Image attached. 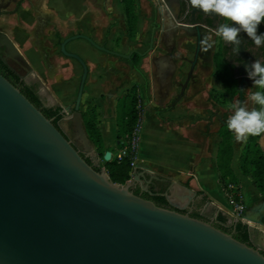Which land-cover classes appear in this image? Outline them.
<instances>
[{"label":"water","instance_id":"water-1","mask_svg":"<svg viewBox=\"0 0 264 264\" xmlns=\"http://www.w3.org/2000/svg\"><path fill=\"white\" fill-rule=\"evenodd\" d=\"M197 11L203 13L192 8L190 24L197 31L194 57L176 101L184 93L201 48L194 19ZM79 39L127 60L134 53L113 51L82 33L61 42L60 52L82 68L71 138L63 132L66 121L55 126L0 73V264H264L260 224H247L248 242H241L214 223L181 212L185 206L176 205L168 194L167 202L176 209L135 194L132 187L144 177L137 164L132 180L120 185L110 180L103 167L96 171L86 162L85 157L95 164L100 159L79 111L88 68L77 53L66 48ZM0 45L6 48L7 57L23 62L15 44L3 33ZM3 60L8 63L5 56ZM243 103L241 86L238 105ZM222 124L227 126L225 121ZM258 142L264 149V135ZM110 158L111 152L106 151L103 159ZM170 182L173 187H184L178 181ZM184 188L186 198L193 201L194 192ZM222 214L228 226L236 223L229 213Z\"/></svg>","mask_w":264,"mask_h":264},{"label":"rangeland","instance_id":"rangeland-1","mask_svg":"<svg viewBox=\"0 0 264 264\" xmlns=\"http://www.w3.org/2000/svg\"><path fill=\"white\" fill-rule=\"evenodd\" d=\"M135 2L138 10V32L134 40L128 39L125 35V16L120 0H43V10L45 9L51 15L45 17L46 23L41 31L38 32H36V28L38 24L37 18L40 16L38 10L39 0H20L15 5L12 3L8 7L0 8V29L15 44L23 58V62L20 59L7 57L5 47H3L2 51L4 54H2L11 65L14 66V62L19 64L28 80L34 82L40 93L47 96L50 102H60L63 105L70 103L72 105L77 95L82 68L76 60L66 57L60 52L61 42L67 37L82 33L91 37L99 45H105L108 49L116 52L127 54L134 47L139 50L146 49L154 25L159 26L153 15L154 10L157 8L159 14H161V6L153 4L152 0H135ZM163 13L166 19L168 14L167 20L172 23L169 12L165 10ZM175 27L179 30L176 38V48L169 50L157 47L154 49L157 55L161 53L173 55L176 69L173 79H175V84L179 86L185 82L190 67L188 59H192L194 53L195 38L182 28ZM211 39L210 35L209 40ZM66 48L70 52L77 53L87 65L88 78L85 83L80 107L82 110H86V118L89 116L90 109L96 107L99 124L107 117L113 116L117 95L121 89L131 85L134 81L141 82V80L135 75L132 68L133 65L128 60L113 57L99 51L83 39L68 43ZM116 71L117 73H115ZM208 72L210 71H202L201 64L198 62L193 75L197 77L198 82L201 81L203 83L202 85H206L205 80L210 84L212 83L211 91H217L216 88L217 86L220 88V84ZM220 91L221 93L216 92L214 97L219 98L216 102H219L220 113H225L224 117L229 118L233 114L232 106L238 104L237 90H234L231 95L230 93L226 95L223 90ZM254 91L256 89L245 90L243 107L249 111L259 107L250 99ZM217 93H219V96ZM108 98L111 99L108 101ZM96 102L100 106H96ZM142 107L143 104L140 105L141 112L140 120L138 121L140 125L143 114ZM204 112L206 115L210 113L207 109ZM115 113H118L117 106ZM216 128V122H214L212 127H210V132L208 129L205 130V133L216 141L215 146L217 147L218 141L220 143L219 135L226 129L222 128L218 134L215 131ZM138 134L140 136L141 132L139 131ZM210 134L214 137H211ZM109 139L107 136L106 141L108 142ZM246 143L247 141H237L234 135V152L231 162L233 171L239 169L242 163L241 154ZM139 148L138 144L136 158L139 154ZM120 150L116 149L115 146L110 147V150H108L112 154L110 160ZM104 162L105 160L102 158L101 163L103 164ZM173 175H178L179 179H187L186 184L188 186L193 178L180 172L173 173ZM185 176H188V178H185ZM171 178L174 177L172 176ZM130 180L132 178L127 181L129 182ZM238 180L239 183L227 181L218 186L215 195L216 199H214L217 202H214L215 204H211L209 207V216H213V212H215L218 205L222 208V211L229 213L236 222H242L246 225L258 223L264 228V198L260 195L258 196V192L255 194L254 190L256 189L250 184L252 182L251 177L241 175ZM242 184H244L243 187ZM238 204L242 208L235 211L234 206ZM258 206L260 207L258 208ZM250 207L256 208L255 211L257 213L256 218L252 222L245 218L247 212L251 210ZM209 221L215 224V222Z\"/></svg>","mask_w":264,"mask_h":264},{"label":"crops","instance_id":"crops-1","mask_svg":"<svg viewBox=\"0 0 264 264\" xmlns=\"http://www.w3.org/2000/svg\"><path fill=\"white\" fill-rule=\"evenodd\" d=\"M175 26L173 22L170 25L166 24L157 33L154 48L162 47L169 50L176 48V38L179 30ZM137 32L138 29L136 30V36ZM125 35L130 39L126 31ZM154 48L148 54L145 52L146 49L139 50L135 47L127 53L136 51L141 56L137 65L132 62L131 64L135 75L141 80L142 85L141 82L134 81L131 85L122 88L117 95L118 100L120 96L124 95L136 84L140 102L143 104V114L139 129L141 134L140 136L139 134L137 135L140 148L136 164L141 173L144 174V177L140 176L141 181L136 180V185L139 187L143 185L146 179V171H148V173L153 175H158L170 181H178L180 185L187 186L194 192L193 197H198V200L204 199L207 201L206 205L210 207L211 204L213 205L215 204L214 202H217L214 199H216V190L221 184L219 171L216 166L219 141L216 147V141L210 138L204 129V119L208 118V115L204 112L205 109L211 113L212 105L216 107L213 102V92L211 91L213 85L207 80L206 85H202L201 82L192 85L191 82H188L184 96L176 101L181 93V86L186 82L187 78L182 85L178 86V84H175L173 76L176 73V69L173 55L165 53L157 55ZM160 61L162 64H160ZM208 73L211 74V71ZM110 99L108 98V101ZM117 100L114 106V113H112L113 116L107 117L98 124L103 144L107 151L116 144L118 127L117 114L115 112ZM96 106H100V104L96 102ZM107 136L110 138L108 142L106 141ZM210 136L214 137L211 134ZM176 172L193 177L189 186L186 184L187 179H179L178 175H173ZM233 172L240 178L239 169ZM171 175L174 178H171ZM188 176H185V178H188ZM250 184L255 188L252 182ZM243 186L244 184H242ZM252 190L254 189L252 188ZM254 191L257 194V189ZM184 195L185 193L180 191L176 194L177 197L182 198H184ZM218 207L221 208L220 206Z\"/></svg>","mask_w":264,"mask_h":264},{"label":"flooded vegetation","instance_id":"flooded-vegetation-1","mask_svg":"<svg viewBox=\"0 0 264 264\" xmlns=\"http://www.w3.org/2000/svg\"><path fill=\"white\" fill-rule=\"evenodd\" d=\"M18 1L20 0H15L12 3L15 5L17 4ZM152 2L153 4L161 6L162 11L160 9V13L161 12L162 13L159 14V10L157 8L154 10L153 15L155 16L156 22L159 26L154 25V28L151 31V35L148 41V47L146 48L145 52L148 54L150 51H152V49L155 47V39H156L157 33H159V31L163 27H165L166 24L170 25V21L168 22L167 20L169 17L168 14L166 16L167 19L164 16L163 11L165 10L169 12V14L171 15V21L174 23V25L182 28L184 31H187L188 33L191 34V36L195 38V43H194V48H193L195 52V44H196L195 35L197 31L192 25H190L191 18H192V7L189 3V0H152ZM43 7H44V4H43ZM0 19H1V15H0ZM194 19L196 21V26L199 28V32L201 35V48L198 54L196 65L198 62H200L202 71H205V70L211 71L213 78L215 77L216 80L219 82L218 84H220V88H218L217 86L216 88L217 91H214L212 93L213 97L215 96L216 92L221 93L220 90H223V93H225L226 95L228 93H230L231 95V93L234 90H237V103L239 104V90H240V87L242 86L243 87V98L245 102V90L255 89L254 87H251L252 81L248 79L247 77V73L245 71V65L247 64L250 65L251 63L255 61V59H259L262 62H264V43H262L259 47H257L252 42L251 38L248 37L245 32H240L237 37V40L239 41L238 46H239L240 51L239 53H237L236 46L233 44V42H224L220 37L216 35V30L221 25L225 23H230L229 21H227L225 18L218 17V15H216L215 17H211L205 13H201L200 11L195 12ZM0 33H2L1 30H0ZM260 33H264V21H262L261 24L258 26L257 34H260ZM210 35L212 37L211 40H209ZM2 51H3V46L0 45V59L7 65V67L10 70H12L18 76L17 81L15 82L16 85L19 88H23L24 86L30 87L34 91V93L37 95V97L39 98L40 107L44 109L45 111L48 109H51V115H50L51 119L53 120L55 119L57 122V125L63 124L65 123L64 121H66L67 128L64 129L63 132L67 137L71 138V135L75 132L71 128V117L75 111L74 103L72 105L70 103L63 105L60 102H50L47 96L40 93L36 84L28 80L27 76L22 71L23 69L21 68L19 64L14 62L15 65L13 66L10 64V62H8L9 63L8 64L3 60L4 53ZM134 53H132L131 58L129 59L130 63L132 62V56ZM113 57H116V56H113ZM193 57H194V53H193ZM193 57L192 59H188V63L190 65L188 73L191 68L190 61L193 60ZM234 64H240V65L236 67L234 66ZM196 65L194 69L196 68ZM193 71L189 78V82H191L192 85H195L198 82V80H197V77H194ZM187 75H186V78H187ZM205 83H206V80H205ZM83 93H84V90H83ZM219 93H217L218 96H219ZM182 96H184V93ZM217 99L219 98L217 97L213 98L214 104L216 105L218 104V106L213 107L212 105L211 113L208 115L207 119H204V123H205L204 129L205 130L210 129L213 123L216 122L217 128L215 131H217V133L219 134L222 128H225L227 130L229 129L227 126L222 124V121L226 122L228 118L224 117L225 113L223 112L220 113L219 102H216ZM79 111L81 112L83 128L86 132V129L84 126V121L86 119V116H85L86 110L85 109L82 110L80 107ZM78 147L80 149H84L83 145L81 144H78ZM137 171H140V169L137 168ZM145 176H146V179L142 186L132 187V191L135 194H138L142 197L145 195H152V194L154 195L157 193H161L164 196L168 194L170 195L171 199L176 205L185 206L184 209H181V212L189 213L190 215L196 214L198 215V217L204 220H207V221L211 220L215 222V224L226 228L231 233L235 232V226L237 222L231 226H228L227 218L222 214V209L219 208L218 206H216L215 212H213L214 214L211 217L208 214L209 207L206 205L207 201H205L204 199L198 200L197 199L198 197L194 198L193 201H188L185 196L187 192L184 188L187 186L182 185L184 187H179V186L173 187L169 179L159 177L158 175L157 176L153 175L151 173H148V171H146ZM131 178H133V173L131 175ZM143 186H145L147 190L142 189ZM177 191L185 193L184 198L177 197L176 196V194L178 193ZM166 207L176 209L175 207H172L171 205H169L168 202L166 204ZM220 218H222V221ZM262 252L264 253V251Z\"/></svg>","mask_w":264,"mask_h":264},{"label":"trees","instance_id":"trees-1","mask_svg":"<svg viewBox=\"0 0 264 264\" xmlns=\"http://www.w3.org/2000/svg\"><path fill=\"white\" fill-rule=\"evenodd\" d=\"M120 3L122 4L125 16L126 34L130 39H134L136 37V30L138 26V10L136 2L135 0H120ZM140 57V54L135 52L132 56V63L137 65ZM0 73L12 84L17 86L15 82L17 81L18 76L12 70H10L1 59ZM19 89L37 108H41L39 98L30 87L24 86L23 88ZM139 103L140 98L138 95V86L136 84L133 85L117 100L118 132L115 144L116 149H122L127 144L125 142L130 140L132 128L140 120L141 109L138 108ZM95 108L96 107L90 109L89 116H87L84 121V126L87 136L95 147V151L100 159V163L95 164L93 159L90 157H85V160L88 164L92 165L96 171H99L103 167L113 183L122 185L131 178V173L133 171L131 167V160L133 155L128 151L127 154L120 160H117L114 157L110 161H105L103 164L101 163L104 152L107 150L104 147L102 134L98 127V114ZM41 110L47 118L51 119V109L45 111L41 108ZM52 122L55 126H57L55 119H52ZM219 136L221 140L217 150L216 166L219 171L220 183L227 181L237 183L239 178L233 172L231 167L234 152V134L233 132H230L226 129ZM259 138L260 136H249L244 151L241 154L242 163L239 167V172L243 176L252 178V184L255 186L261 197L264 198V149L259 145ZM143 197L152 200L159 206H166L167 204L165 196L161 193L145 195ZM191 216L200 218L196 214H192ZM220 219L222 221V218ZM215 225L220 229L231 233L226 228L217 224ZM232 235L235 239L247 243V225L243 224L242 222H237L235 226V232L232 233Z\"/></svg>","mask_w":264,"mask_h":264},{"label":"clouds","instance_id":"clouds-1","mask_svg":"<svg viewBox=\"0 0 264 264\" xmlns=\"http://www.w3.org/2000/svg\"><path fill=\"white\" fill-rule=\"evenodd\" d=\"M192 8L203 13H214L230 23L221 25L216 35L224 42H233L239 53L240 32H245L259 47L264 43V33H258V26L264 21V0H189ZM240 64H234L238 67ZM248 79L256 89L250 97L258 108L247 110L243 106L233 105V114L227 119L228 129L234 133L237 141H247L249 136L264 135V62L255 59L245 65Z\"/></svg>","mask_w":264,"mask_h":264},{"label":"built area","instance_id":"built-area-1","mask_svg":"<svg viewBox=\"0 0 264 264\" xmlns=\"http://www.w3.org/2000/svg\"><path fill=\"white\" fill-rule=\"evenodd\" d=\"M141 102L138 104V108H140ZM139 127H140V122L137 123L133 128H132V132H131V138L130 140L127 142V144L114 156L117 160H120L123 156H125L127 154V152H131L133 157L131 160V167L132 169H134L135 165H136V153H137V148H138V131H139ZM132 175V173H131ZM234 210L238 211L240 210V205H235L234 206ZM235 214V213H234Z\"/></svg>","mask_w":264,"mask_h":264},{"label":"bare ground","instance_id":"bare-ground-1","mask_svg":"<svg viewBox=\"0 0 264 264\" xmlns=\"http://www.w3.org/2000/svg\"><path fill=\"white\" fill-rule=\"evenodd\" d=\"M15 0H0V8H5V7H7L8 5H10L12 2H14ZM38 10H39V13H40V16L37 18V22H38V24H37V28H36V32H38V31H41V29H42V27L44 26V24L46 23V18L45 17H47V16H50L51 14L49 13V12H45L44 10H43V0H39V5H38ZM37 10V11H38ZM35 32V33H36ZM35 36H36V34H35ZM162 62H163V60H162ZM162 62L160 61V64H162ZM165 66H167V65H165ZM160 67V66H159ZM162 68V67H161ZM165 68V67H164ZM163 69V68H162ZM161 70V69H160ZM255 201V200H254ZM258 201V200H257ZM252 203V202H251ZM260 206H258V208H259ZM250 211L249 212H247V214H246V219H248V220H250L251 222H252V220H254L255 218H256V211H255V209L256 208H254V207H250Z\"/></svg>","mask_w":264,"mask_h":264}]
</instances>
